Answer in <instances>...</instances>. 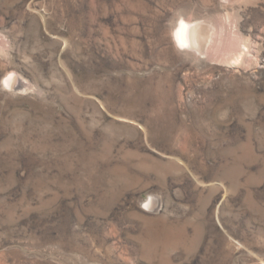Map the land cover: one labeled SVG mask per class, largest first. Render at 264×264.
<instances>
[{
    "label": "rangeland",
    "instance_id": "obj_1",
    "mask_svg": "<svg viewBox=\"0 0 264 264\" xmlns=\"http://www.w3.org/2000/svg\"><path fill=\"white\" fill-rule=\"evenodd\" d=\"M0 264H264V0H0Z\"/></svg>",
    "mask_w": 264,
    "mask_h": 264
},
{
    "label": "bare ground",
    "instance_id": "obj_2",
    "mask_svg": "<svg viewBox=\"0 0 264 264\" xmlns=\"http://www.w3.org/2000/svg\"><path fill=\"white\" fill-rule=\"evenodd\" d=\"M207 36L208 30L203 22H195L185 18H180L177 21L173 31V38L177 44L185 47H192L196 50H201L203 48L205 45L204 42L208 39ZM4 80L8 86H14L19 83L12 73L7 75Z\"/></svg>",
    "mask_w": 264,
    "mask_h": 264
}]
</instances>
